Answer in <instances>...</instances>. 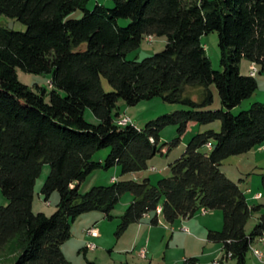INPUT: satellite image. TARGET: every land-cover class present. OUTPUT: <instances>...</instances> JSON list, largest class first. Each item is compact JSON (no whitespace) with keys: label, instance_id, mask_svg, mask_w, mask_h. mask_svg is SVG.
I'll return each mask as SVG.
<instances>
[{"label":"trees","instance_id":"16d2710c","mask_svg":"<svg viewBox=\"0 0 264 264\" xmlns=\"http://www.w3.org/2000/svg\"><path fill=\"white\" fill-rule=\"evenodd\" d=\"M110 1L113 8L97 4L89 10L90 0H0V15L27 27L18 32L0 26V189L8 200L0 207V249L21 241L16 264H71L62 246L72 236V224L91 212L112 220V211L129 193L133 201L120 217L119 233L152 214L151 224L159 225V209L170 224L220 210L223 229L209 230L207 241L221 245L224 258L234 264H247L255 239L264 236V204L250 205L220 167L232 156L264 146V103L238 115L232 112L258 90V74H241V61L264 74V0ZM77 11L83 17L71 18ZM120 19L129 20L128 26L121 27ZM211 33L219 36L221 71L213 69L202 43ZM162 37L167 38L164 50L127 61L144 40ZM18 70L52 75L49 102L45 89L34 92L20 82ZM102 76L113 92L105 91ZM213 85L223 109L203 110L214 103ZM156 97L191 110L161 116L144 129L119 124L120 101L135 106ZM87 109L98 124L85 119ZM215 122L220 131L195 135L170 164L171 176L157 185L148 178L117 180L80 192L98 169L120 167L123 176L149 169V161L163 151L160 133L167 126H178L182 137L190 123ZM107 148L104 163L93 161ZM44 165L51 172L41 194L46 202L54 192L60 197L51 216L33 212ZM260 212L248 233L251 216Z\"/></svg>","mask_w":264,"mask_h":264},{"label":"rangeland","instance_id":"374dc122","mask_svg":"<svg viewBox=\"0 0 264 264\" xmlns=\"http://www.w3.org/2000/svg\"><path fill=\"white\" fill-rule=\"evenodd\" d=\"M97 4L107 8L114 7L113 2L110 0H90L88 9L93 10ZM82 17L83 13L81 11L71 15L73 19H81ZM129 22L127 19L119 20L121 27L128 26ZM0 26L18 32H25L27 29L22 22L4 15H0ZM202 43L205 46L208 57L212 61L213 69L221 71V51L218 34L211 33L203 36ZM166 45V37L147 38L137 50L127 54V61H142L161 52ZM240 72L243 75L250 74V63L246 59H243L240 63ZM18 77L21 83L29 86L34 92H40L41 89H45L46 101L49 102V95L52 91L51 74L35 75L18 70ZM256 78L258 81L257 92L252 98L243 101L241 105L235 107L232 110L234 115L249 110L254 103H264V74L258 73ZM102 82L106 92L114 91L113 86L104 76H102ZM211 89L214 94V103L207 108H203V110L223 109L217 87L213 85ZM188 91L192 94L197 93L196 89L189 88ZM60 94L65 96L64 92H60ZM194 99L198 101L196 95ZM119 107L121 114L118 118L119 124L121 123L122 125V120L128 118L130 123L138 129H144L149 122L161 116L177 111L191 110L190 107L185 105L166 103L160 97L142 101L135 106H128L123 101H120ZM85 119L92 124L99 123L90 109L86 110ZM220 129L221 125L219 122L207 125L190 123L186 133L180 137L178 126H167L160 133L159 143V148L165 152L158 153L149 161V169L142 172L145 174L144 178H149L153 185H157L162 179L169 178L171 176L170 164L174 163L185 153L188 144L195 135L210 130L219 132ZM207 151L208 149H203V152ZM109 154V148L98 151L94 155L93 161L104 163ZM152 167L155 169L153 170ZM220 168L223 173L226 172V176L231 181L240 186L251 205L264 204V188L262 185L264 151L261 152L255 149L247 154L232 156L224 160ZM50 172V165H44L42 174L36 182L33 202V212L35 214L44 213L46 216H51L57 211L60 200L59 193L54 192L48 202L45 201V197L41 194L42 187ZM141 176V174L123 176L120 167H112L108 170L104 168L98 169L81 184L80 192L85 194L93 187L110 186L117 179L139 180ZM115 178L117 179L114 181ZM247 190H250L252 194H248ZM257 193L263 194V198L258 201L252 200L251 197ZM132 200L133 196L131 194H124L112 211V216L114 217L112 220L105 218L100 212H91L80 216L72 224L71 238L62 246L67 260L71 264H85L87 261L95 262L96 264H184L185 260L196 258L200 264H234L233 261L224 258L221 245L207 241L208 230L222 231L224 225L222 211H210L207 214L199 212L192 219H179L174 224L162 222L157 226L152 225L151 220L145 218L140 227L138 223L131 224L125 232L119 233L120 217ZM7 204L8 200L0 189V207ZM160 212L161 209H159ZM262 214L263 212L254 213L251 216L246 227L248 233L252 232ZM152 216L154 217L155 214H152ZM92 226L99 228L102 233L100 238L87 233V230ZM143 246L145 248H142ZM254 246L256 247V243H254ZM21 247V241H15L5 249H0V264H16ZM255 247L254 250H256ZM143 249L147 250L146 255L141 253ZM251 253L250 249L247 264H252ZM262 253L264 254L263 251ZM253 256L257 258L255 253ZM256 264H264V261L262 262L258 259Z\"/></svg>","mask_w":264,"mask_h":264},{"label":"crops","instance_id":"0c3cea01","mask_svg":"<svg viewBox=\"0 0 264 264\" xmlns=\"http://www.w3.org/2000/svg\"><path fill=\"white\" fill-rule=\"evenodd\" d=\"M189 126V125H188ZM259 151H264V146L263 147H261V148H259L258 149ZM163 152H165V151H163ZM152 169L154 170L155 168L154 167H152ZM225 173V175H227L226 174V172H224ZM138 174H141L142 176H141V178H139V180H137V181H141L142 179H145L144 177H145V174H143L142 172H139V173H134V174H131V175H133V176H136V175H138ZM228 177V176H227ZM149 179V178H148ZM118 180V179H117ZM247 192H248V194H252V192L250 191V190H247ZM260 195L261 196V198L260 199H255L254 197H255V195ZM254 196H252L251 197V199L252 200H254V201H258V200H261L262 198H263V194H261V193H257V194H255ZM248 200V199H247ZM133 201V200H132ZM251 205V204H250ZM104 216V215H103ZM158 220H159V225L163 222V223H165L166 221H165V219H164V217H163V215H162V213L160 212L159 214H158ZM145 218H147V219H150V220H152V218H153V216L152 215H148L147 217H145ZM144 218V219H145ZM144 219L141 221V223H138L139 224V227H140V224H142V222L144 221ZM167 223V222H166ZM167 224H169V223H167ZM98 228V227H97ZM99 229V228H98ZM165 229H168V228H165ZM209 231V230H208ZM100 232V237H101V231H99ZM151 232H152V229H151ZM99 237V238H100ZM263 238H264V236H263ZM258 239L259 238H257V239H255V241H254V243H256V247L255 248H257V249H259V250H261V251H263L264 252V245L263 244H261L259 241H258ZM254 243H253V245H254ZM146 246V245H145ZM145 246H143L142 248H145ZM141 248V249H142ZM251 256H252V264H256V263H258V259L257 258H255L253 255H252V253H251ZM125 264H128V263H125ZM199 264H200V262H199Z\"/></svg>","mask_w":264,"mask_h":264},{"label":"built area","instance_id":"2783aa9c","mask_svg":"<svg viewBox=\"0 0 264 264\" xmlns=\"http://www.w3.org/2000/svg\"><path fill=\"white\" fill-rule=\"evenodd\" d=\"M257 74H258V68H257V66H256L255 64L251 65V66H250V75H251L252 77H255ZM128 123H130V120H129L128 118L122 120V125H126V124H128ZM208 147H209V149H211V148H212V145L209 144ZM115 180H116V178L114 179V181H115ZM259 199H260V198H259ZM203 214H207V212H206V211H203ZM87 233H88V234H93L95 237H100V232H99V229L97 228V226H92L91 228H89V229L87 230ZM260 240H261L262 242H264V238H260ZM93 245H94V244H93ZM88 247H90V246H88ZM260 252L262 253V251H260ZM141 253L144 254V255H146L147 250H146V249H143V250L141 251Z\"/></svg>","mask_w":264,"mask_h":264},{"label":"bare ground","instance_id":"6f19581e","mask_svg":"<svg viewBox=\"0 0 264 264\" xmlns=\"http://www.w3.org/2000/svg\"><path fill=\"white\" fill-rule=\"evenodd\" d=\"M121 124V123H120ZM255 198V197H254ZM259 198H261V196L258 194V195H256V199H259ZM261 238H263V237H261ZM258 241L261 243V244H263L264 245V242H262L261 240H260V238L258 239ZM251 252H252V254L254 255V253H255V256L260 260V261H264V254L263 253H261L257 248H256V250H254V245L252 244V247H251Z\"/></svg>","mask_w":264,"mask_h":264}]
</instances>
